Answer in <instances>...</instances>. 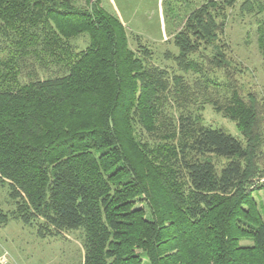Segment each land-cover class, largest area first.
I'll return each mask as SVG.
<instances>
[{"label":"trees","instance_id":"16d2710c","mask_svg":"<svg viewBox=\"0 0 264 264\" xmlns=\"http://www.w3.org/2000/svg\"><path fill=\"white\" fill-rule=\"evenodd\" d=\"M233 2L189 13L174 58L223 75L205 86L228 90L243 138L192 114L167 123L182 76L135 51L103 0H0V180L16 217L83 229L85 264H264V110L218 44ZM138 124L164 134L144 141Z\"/></svg>","mask_w":264,"mask_h":264},{"label":"rangeland","instance_id":"374dc122","mask_svg":"<svg viewBox=\"0 0 264 264\" xmlns=\"http://www.w3.org/2000/svg\"><path fill=\"white\" fill-rule=\"evenodd\" d=\"M210 1L226 0H103V5L122 20L135 51L141 44L146 45L153 52L149 58L151 65L168 70L170 78L175 74L182 76L186 90L172 89L169 93L164 108L167 123L181 113L192 114L198 117L199 123L221 127L243 138L236 121L226 116L223 107L228 90H220L216 85L205 86L208 77H218L216 80L223 82V75L207 72L206 78L202 73L183 71L174 58L179 52L174 44L175 34L189 13ZM225 20L218 44L225 43L222 50L231 67L237 70L235 77L241 94L253 93L264 110V55L258 46V28L264 22V0H234L226 10ZM79 41L82 46L85 44V38ZM137 129L144 141H153L164 134L160 129L157 133L147 131L139 124ZM255 195L264 204V190ZM16 202L9 185L0 180V264H85L83 229L47 227L42 217L25 222L16 217Z\"/></svg>","mask_w":264,"mask_h":264}]
</instances>
